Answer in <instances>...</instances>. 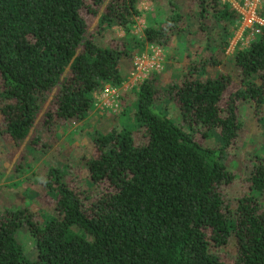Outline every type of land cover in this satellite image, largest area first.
I'll use <instances>...</instances> for the list:
<instances>
[{
  "label": "trees",
  "instance_id": "16d2710c",
  "mask_svg": "<svg viewBox=\"0 0 264 264\" xmlns=\"http://www.w3.org/2000/svg\"><path fill=\"white\" fill-rule=\"evenodd\" d=\"M139 1L0 0L1 132L22 142L36 120L42 127L80 120L96 91L121 86L133 47L98 45L89 19L97 17L102 34L128 30ZM167 2L170 13L145 28L146 39L167 46L173 32L194 25L206 37L197 58L188 51L164 81L151 73L141 82L128 124L92 135L85 167L70 166L74 175L67 166L49 168L56 216L37 222L25 206L0 209V264H264V158H252L249 191H223L233 176L224 155L241 138L237 101L250 100L264 123V27L232 54L234 72L210 74L228 47L236 10L222 0ZM160 103L175 105L180 122ZM212 132L217 147L203 142ZM21 226L35 239L34 259L15 238Z\"/></svg>",
  "mask_w": 264,
  "mask_h": 264
},
{
  "label": "rangeland",
  "instance_id": "374dc122",
  "mask_svg": "<svg viewBox=\"0 0 264 264\" xmlns=\"http://www.w3.org/2000/svg\"><path fill=\"white\" fill-rule=\"evenodd\" d=\"M177 1L180 3L182 0ZM222 1L230 3L232 7L237 0ZM259 4L258 9L263 7L264 2L259 0ZM138 11L128 30L126 27L113 26L107 34L96 31L97 17L89 19L90 29L95 32L94 41L98 45L121 47L123 41H129L133 47V57L124 64L128 74L122 85L115 87L107 84L96 91L94 107L84 118L52 123L47 127H42L39 120H36L29 135L22 142L12 141L7 134L1 132L0 121V209L25 206L33 213V219L37 222L56 216L58 211L55 188L50 183L45 184L49 168L67 166V175H74L77 168L70 166L78 164L85 167L87 156L94 151L91 136L128 124L126 114L133 107L141 82L151 73L158 74L161 81H164L169 65L184 63V56L188 51L192 52L194 59L197 58L205 45L206 37L195 34L194 25H191L189 31L173 32L167 46L153 44L146 39L145 28L163 22L170 13L167 0H140ZM230 29L232 34L228 47L225 53L217 52L219 64L208 67L207 72L210 74L219 71L234 72L236 65L232 54L237 49L247 47V44L238 41L237 23ZM111 87L115 88L114 92L105 91ZM235 88L237 83L233 82L222 99L223 107L229 93ZM160 106L170 118L180 122L179 109L175 105L173 107L171 103H160ZM237 117L242 128L240 141L224 155L225 163L233 173L231 182L223 187L226 197L249 191L250 185L246 182L245 175L253 163L252 158L255 155L264 158V123L254 114L250 100L237 101ZM205 136L206 134L203 135ZM197 137L202 138L199 135ZM30 139L37 141L32 144ZM217 140V134L212 132L203 142L217 147ZM82 173L85 178L86 172ZM78 179L80 182V177ZM256 195L261 198L260 194ZM262 199L264 200V195ZM15 238L27 258H36L35 239L26 226H21L15 232ZM227 245L221 248L222 252L230 251Z\"/></svg>",
  "mask_w": 264,
  "mask_h": 264
},
{
  "label": "built area",
  "instance_id": "2783aa9c",
  "mask_svg": "<svg viewBox=\"0 0 264 264\" xmlns=\"http://www.w3.org/2000/svg\"><path fill=\"white\" fill-rule=\"evenodd\" d=\"M259 0H237L232 8L236 10L238 41L249 45L250 40L258 35L264 27V17L259 14ZM105 91L114 92L115 88Z\"/></svg>",
  "mask_w": 264,
  "mask_h": 264
}]
</instances>
